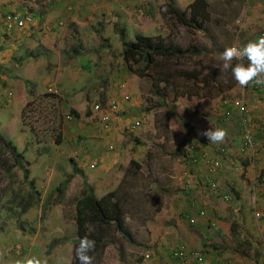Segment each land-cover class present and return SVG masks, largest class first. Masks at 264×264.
I'll return each mask as SVG.
<instances>
[{
    "label": "rangeland",
    "instance_id": "374dc122",
    "mask_svg": "<svg viewBox=\"0 0 264 264\" xmlns=\"http://www.w3.org/2000/svg\"><path fill=\"white\" fill-rule=\"evenodd\" d=\"M5 1L0 0V132L24 153L27 163L24 160L23 164L30 169V178H34L38 193L31 192L21 166L7 171L14 159L2 148L0 264H18L33 256L46 260L45 257L50 258L46 254L53 253L64 240L56 239L58 236L65 239L73 236L77 198L86 179L74 160V151L83 144H95L92 134L103 137L109 134L101 131L92 105L98 100L120 95L123 90L120 91L117 82L122 81L128 83L124 91L133 96L123 118V149L134 145L135 153L144 158L141 171L137 174L125 172L114 190L124 194L126 229L138 244L113 228L106 244H100L97 253H92V264H189L173 259L172 251L186 242L191 248H201L205 257L203 246L187 241L194 229L202 230L201 238L208 244L217 242L214 248L211 244L208 246L206 255L218 258L219 264H264V199L263 205L256 208L254 197L252 200L245 195L239 201L226 202L220 192L209 187L202 189L197 192L200 199L202 194H213L214 211L209 207L214 222L224 221L221 222L223 227L206 221L205 226L212 228L206 229V233L199 220L191 222V215L203 208L199 199L192 198L193 212L188 215L183 210L176 212L169 204L173 198L176 200V195L177 204L195 197L191 194L194 184L190 187L189 182L191 178L195 182L198 171L194 172L196 176L191 174L194 167L204 166L201 163L193 165L188 160L187 145L191 141L200 145L206 140L203 132L221 125L222 116L218 112L224 102L242 95L251 85L250 82L241 87L231 70L221 71L220 65L226 47L255 39L250 23L253 0H208L209 17L203 21L202 30L177 27L173 19L165 21L161 9L169 0ZM8 2L10 9L20 8L11 13H26L31 17L30 23L7 30L8 8L4 3ZM59 3L61 10L75 20L56 16L48 23V19L42 17V10H49ZM93 3L113 5L121 14V21L118 24L107 22L105 13L95 9ZM188 6L183 10H188L189 15ZM117 26L125 29L129 41L142 33L164 38L166 45L185 52L168 59V67H158L155 77L131 74L120 52L122 41ZM8 31L13 33L7 35ZM160 62L163 61L160 59ZM181 70L199 72L200 78L208 80L205 83L178 76ZM163 75L168 76L170 82L160 81L156 85L157 78ZM71 112L74 116L69 120L66 115ZM132 118L142 120L143 130L131 133ZM113 127L115 130V124ZM85 129L90 130L89 137L82 134ZM240 133L237 136L242 140L243 133ZM228 138L231 136L226 135L217 145H227ZM228 145H231L230 140ZM218 148H212L216 154ZM242 154L244 158L248 156L245 152ZM232 161L236 164L239 158ZM75 167L79 172L74 171ZM87 170L92 169L88 167ZM46 171L48 181L43 184L36 178ZM206 174L199 177L201 182L211 176L209 172ZM62 183L65 187L59 189ZM257 183L264 186V182ZM24 202L31 203L27 213L21 211ZM44 220L51 223L48 229L45 230V224L42 229L43 237L48 240L45 253L36 246V253L31 256L27 253V242L24 241V245L18 235L32 233L34 224ZM74 249L75 245L68 263L65 258V255L69 256L67 248L61 247L59 254L50 259L54 264H61V261L74 264Z\"/></svg>",
    "mask_w": 264,
    "mask_h": 264
},
{
    "label": "crops",
    "instance_id": "0c3cea01",
    "mask_svg": "<svg viewBox=\"0 0 264 264\" xmlns=\"http://www.w3.org/2000/svg\"><path fill=\"white\" fill-rule=\"evenodd\" d=\"M173 1L181 9H183L184 7L189 5L191 2H193V0L192 1L173 0ZM92 5L95 7V9H100L99 11L101 13L102 12L105 13L107 22L109 23L113 22L114 24H118L119 21H121L120 16H119L121 14L117 13V8H115L113 5H109L105 3H99V4L93 3ZM41 13H42V17H46L48 19V23L54 20L56 16H58L59 18L63 17L62 19H65V20H67L68 17L69 18L71 17L72 19L75 20V18H73L72 15H67L64 10H61L60 3L51 7L49 10H42ZM250 14H251L250 23L252 24L251 27L253 28V32L256 35L255 36V39H256V37L259 34V31H262L264 29V20L261 21V19H264V0H253V5L250 9ZM137 27H140V26H137ZM261 78L264 79V77H261ZM240 96L245 98L249 106L248 107L249 108L248 117L250 121L249 129H251L252 131L254 130L256 132V138H258V141L260 142V144L264 143V84L258 85L255 83V81H251V85L248 88V90L243 91V94ZM130 102L123 105V108L126 111L130 108L129 106ZM134 104L135 103H132V105ZM218 107H220V105ZM226 110H230L232 112V116L229 119L225 117ZM218 114L222 116V119L220 118L221 125L220 126L218 125L216 128L220 127V128L225 129L227 133L226 135L231 136L230 139L228 138L231 141V145H228L229 140L226 141V144L228 143L227 145L230 151L228 154H226V156L224 155L225 157H223L222 167L216 174H211L208 171V168H207L208 159L216 155V152L212 148H217L219 146L217 145V143H213L207 139L204 140L199 145L198 152L200 156L198 160L196 161L199 164L200 163L203 164L204 167L202 168V166H200L199 169L198 167L197 168L194 167L193 174L191 175L193 177L195 175L194 174L195 170H197L198 177L195 179V182L194 180H192V178H191L192 181L190 180L189 182L190 187H192V185L194 184L195 188H193V191L191 192V194L197 198L190 197L184 203L177 204L178 196L176 195L175 196L176 200L174 201L173 200L174 198H173L169 202L170 207L174 206L176 212L177 211L182 212L183 210L184 212H187V215H188V214H191V212H193L191 208L192 206L191 203L193 202L192 198L196 200L199 199L200 206H202L203 208H200L196 214H192L191 219H194V220L196 219V221L199 220L198 223L202 224L203 226L201 227L205 229L203 233H206V229L207 230L212 229L210 225H209V228L205 226L206 221H209V222L211 221V223L213 224L219 223L221 227H223V224L221 222H224L223 220H219L217 221L218 223H215L214 222L215 219L211 215L212 212H211L210 207H212L214 211V200L212 196L213 194L210 192L206 194H202V199H200L199 198L200 195H198L197 193V192H201L202 189L208 187V182L206 180L203 182L199 180V177L206 174V172H209L211 176L214 175V177H216V179L218 180L220 184V189H219L220 191H218L220 193L221 192L223 193V191L226 189V186L231 185L236 194V198H235L236 200L238 201L241 200L242 198H244L245 195L246 197H250V199L252 198V200L254 197L255 199L254 206L256 208H259L260 205H263L262 200L264 199V186H261L259 183H257L258 181L264 182V151L261 152L260 156L255 161V163L251 162L247 157L244 158V155L242 154L243 151H242V146H241L242 140L240 136H237L238 133L241 134L240 133L241 131L240 130L241 128L240 127V114L238 112V109L234 108V106L230 105V103L224 102V106L219 110ZM125 116H126L125 112H121V114H118L116 116L115 121H114V124L116 126L115 130L113 128L107 136L103 137V136H100L98 133L92 134L93 135L92 140L95 141V144H91V143L83 144L80 148L74 151L75 153L74 160L77 163L78 168L81 170L82 174L84 173L86 175V180L94 189L95 195L99 198L105 195L106 193H108L109 191H112V190L115 191L114 189L118 186V184L122 180L125 170L129 166L132 159H136L141 165L143 164L142 160L144 158V155L139 156L138 154L135 153L134 150L137 149L136 146L129 145L127 149H123L124 147L123 143H125V141L123 140L124 139V126H125L123 118ZM134 118H140V117H134ZM134 118L130 120V123L135 120ZM140 130H143V128L139 127L136 130H130V131H132L131 133H136ZM89 131H90L89 129H85L82 132V134L86 137H89ZM130 149H133V150H130ZM237 158H239L238 163L236 164L232 163L233 162L232 160H235V159L237 160ZM96 160L98 161V165L92 168L90 164ZM43 162H44V159L39 161V163L41 164ZM199 164H197V166H199ZM47 165L48 163H46V166ZM88 167H90L92 170L88 171L87 170ZM240 168L242 170L239 172L238 170ZM79 169H77L78 172H79ZM187 175L190 176V173L189 174L187 173ZM206 176L208 177V173L206 174ZM72 177H74V175H72L71 178ZM36 179L39 182L45 184L46 181H48L47 171L44 174H42L40 178H36ZM235 199H233V201ZM178 205H180L182 209L180 208L179 210ZM165 206L166 204H164V207ZM202 210L206 212L205 216H200V211ZM27 212L28 210L25 211V213ZM44 224H45V230L48 229L51 225L49 221H45V220L38 221V223L34 224L35 229L32 231V233L23 234L21 232V234L18 235L20 236V239H23L22 242L24 241L27 242V246H28L27 253H29L31 256L34 253H36L34 251L36 246L41 247L42 248L41 251L43 250V252L45 253V250H44L45 244L48 240H46L42 235V229L44 227ZM193 231L194 232L192 233L191 239L189 240L187 239V241L191 242L195 246L196 245H200L199 247L203 246V250L205 251V259L202 264H219L218 258H216L215 256L209 257L206 255L207 254L206 249L207 248L210 249L208 246L211 243L208 244L206 241L202 240L201 238L202 230L197 231L196 229H194ZM46 233L47 232L45 231V234ZM72 234L73 236L70 235L69 239H65L63 237L58 236V238L56 239H64L61 243H59L58 245L59 248L53 251V253L51 254L48 253L46 255H49V257L52 258L56 254H59V250L61 247L67 248L69 251V256L65 255V258L68 263L69 262L68 259L69 258L71 259V250L73 246L75 245L76 239H77V223L76 222L72 226ZM184 244L187 245L188 249H192L191 248L192 246H190L191 244H187L186 242H184ZM24 245H26L25 242H24ZM197 249H201V248H197ZM45 258L48 264H54L50 258L48 257H45Z\"/></svg>",
    "mask_w": 264,
    "mask_h": 264
},
{
    "label": "trees",
    "instance_id": "16d2710c",
    "mask_svg": "<svg viewBox=\"0 0 264 264\" xmlns=\"http://www.w3.org/2000/svg\"><path fill=\"white\" fill-rule=\"evenodd\" d=\"M208 7V0H194L188 6L190 12L188 15V10L179 8L173 0H169L168 2L164 3L161 10L164 11L163 19L165 21H170L173 19L175 21L173 24H176L177 27L182 25L185 27H195L202 30L204 29L203 21L207 20L209 17ZM118 27L119 26L116 28L119 30L118 33L120 34L122 41V57L126 63V68L131 74L155 77L158 67H168V59L180 56L185 52L170 45H166L164 38H154L153 36L142 33L137 34L134 41H129L126 39L125 29H119ZM12 33L13 31H8L7 35H11ZM195 53H197V51H195ZM160 59L163 62H160ZM238 62L239 61L234 60V63ZM161 73L162 72H159V74ZM178 76L196 78L200 81L203 80V78H200L199 72H189L187 70L179 71ZM175 78L180 77L175 76ZM177 80L178 79H175V82ZM207 80L208 79H204L203 81L206 83ZM160 81L169 83L170 78H168L166 75L160 76L157 78L155 84L158 85ZM73 112L76 113L75 110H73ZM113 128L114 127L112 126L111 130ZM111 130L104 132L108 134ZM2 148L6 149L5 153L8 154V157H12L14 159V163L12 166L7 168V171H10L11 168L16 165L21 166L23 169V175L31 186V192L38 193L35 180L30 178V169L25 167L23 164L24 160L27 163L24 153L19 151L17 146L0 132V151ZM141 167V164L136 159H132L130 166L126 168L125 172L127 174H137ZM74 171L78 172L76 167L74 168ZM71 176L72 175L70 174V177ZM64 187L65 183H62V185L59 186V189H63ZM123 200L124 194L121 195L118 193V191H110L100 198L97 197L94 193V189L85 179L83 190L80 197L77 198L76 204L77 239L75 248L78 245L79 239L88 234V229H92L90 238L94 240L96 245L94 254L97 253V248H99L100 244H106V239L109 236V232L113 228L114 230L121 232L124 237H126L131 242L138 244L131 233L126 229V213L122 204ZM30 206V202H24L21 207V211H27ZM21 225L24 226L25 223L21 222ZM202 240L204 241V239ZM58 242L59 241L57 240V243ZM53 244H55V242H53ZM212 245V248L216 247L217 242H213ZM73 259L74 264H78V261L75 259V249Z\"/></svg>",
    "mask_w": 264,
    "mask_h": 264
},
{
    "label": "clouds",
    "instance_id": "9594fccd",
    "mask_svg": "<svg viewBox=\"0 0 264 264\" xmlns=\"http://www.w3.org/2000/svg\"><path fill=\"white\" fill-rule=\"evenodd\" d=\"M15 1L16 0H13V1H10V2H15ZM47 1L48 0H46V2ZM4 2H7V1L4 0ZM10 2L4 3V5L8 8V12H7L6 18H5V23H6L5 28L7 30H11L13 28L14 29L15 28H20L18 26H14L12 28H9L8 27L7 21H8V16H10V15H20L22 17H25V18L29 17L31 19V17L29 15H27L26 13H24V14L11 13V12H17L18 10H20V8L17 7L15 9H10L9 8V3ZM52 2L53 1L50 0V3H52ZM69 8L71 9V7H69ZM30 21L27 24H29ZM60 23L62 24L63 21H60ZM245 58H246V61H247L246 63L243 62ZM221 60H222V64L220 65V70L223 71V70H229L230 69L231 70V73H232V75H233V77L235 79V81L241 87L247 86L251 81H255V83L258 84V85L259 84H264V79L261 78V77H264V36H260L256 40H253V41L248 42L242 48L236 46L235 44L232 45V46L226 47L224 49L223 53H222ZM234 60H237V61H240V62H238L235 65H233V61ZM117 84H118L117 86L119 87L120 91L121 90H123V91L121 92L120 95H116V96H112V97H116L120 101V103H121V106H120L121 107V111L118 114H121V112H125V109L123 108V105L124 104H127L128 102H130L133 96H131V92L124 91V89L128 86V83L126 81L117 82ZM121 84H124V87H120ZM123 94H130V100L129 101H124L123 100V97H122ZM237 98H239V97H237ZM231 100H233V99H231ZM96 102H99V100L96 101ZM96 102H94V103H96ZM94 103H93V105H94ZM226 103H230V101H226ZM247 106H248V103H247ZM93 112H94V110H93ZM94 113H95L96 118L98 120L97 113L96 112H94ZM69 114H71L72 116H74V114L72 112L69 113ZM67 116H68V114L66 115V118H67ZM71 119H73V117ZM71 119H69V120H71ZM97 123H98V121H97ZM131 123L129 124V127H130ZM141 126H142V124H141ZM226 134L227 133H226V130L225 129H223V128H212V127L209 128V129H207V130H205L203 132V135L209 141H211L213 143H220V142H222L225 139ZM255 136H256V133H255ZM257 140H258V138H257ZM225 146L228 148V151L226 152V154H228L229 151H230L229 150V147H228V145H225ZM219 148H220V146H219ZM219 148L217 150V154L219 152ZM198 150H199V145H198ZM223 157H224V155L222 156V161H223ZM247 158L250 160V158L248 156H247ZM250 161L253 162L252 160H250ZM254 163H255V161H254ZM193 164L195 165L197 163H193ZM208 171H209V164H208ZM216 173H214V174H216ZM210 178H214L216 181H218L216 179V177H214V175H212ZM208 180H207V182H209ZM208 187H210L209 184H208ZM209 189L213 190L212 188H209ZM219 189H220V184L218 185L217 190H214V191L215 192L216 191L218 192V191H220ZM228 191H230V192L233 193L232 200L236 198V194H235V192L233 190V187L231 185H228V186H226V189L223 191V193L221 192L222 198H223L224 201H226L224 199V194L227 193ZM226 202H230V201H226ZM202 211H204V210H202ZM202 211H200V216H205L206 215L205 214L206 212L204 211V214H202L201 213ZM194 221H196V219L195 220L194 219H191V222H194ZM91 231H92V229H88V234H86L85 236H83V237H81L79 239L78 245L75 248V259L78 261V264H92V262H93V255H92V253H94V250H95L96 245H95L94 240L90 238ZM180 245H184L187 248V245L186 244H180ZM195 249L192 248V249H189V250H191V251L194 250L195 251ZM173 250H174V248H173ZM196 250L202 251L201 249H196ZM202 253H203V251H202ZM203 256H204V254H203ZM172 258H174L173 257V251H172ZM204 259H205V257H204ZM18 264H48V262H47V260H42L40 258H37V257L33 256L31 258H26L23 261L18 262ZM61 264H63L62 261H61Z\"/></svg>",
    "mask_w": 264,
    "mask_h": 264
},
{
    "label": "built area",
    "instance_id": "2783aa9c",
    "mask_svg": "<svg viewBox=\"0 0 264 264\" xmlns=\"http://www.w3.org/2000/svg\"><path fill=\"white\" fill-rule=\"evenodd\" d=\"M111 1V0H107ZM142 13H144L143 10H141ZM31 19L29 17L25 18L20 15H10L8 16L7 25L9 28H12L14 26L18 27H24L27 25V23ZM260 36H264V29L259 32L256 39ZM255 39V40H256ZM247 43H238L235 44L238 47H243ZM246 61V58L244 59ZM240 62V61H239ZM244 62V61H243ZM120 87H124V84H121ZM124 101L130 100V94H123L122 95ZM230 105L234 106V108L238 109V112L240 114V127L242 135V151L247 153L250 160L253 162L257 160L258 156L260 155L261 151L264 150V143H261L257 140L255 133L249 129L250 121H249V115L248 111L249 108L247 106V102L244 97L235 98L230 101ZM121 103L116 97H112L108 100L99 101L94 103L93 110L97 113L98 116V123L100 125L101 131H109L111 130L112 126L114 125V120L117 114L121 111ZM232 112L230 110L225 111V117L231 118ZM73 116L71 114H68L67 119H71ZM142 124V121L140 119H135L131 125L130 130H136L139 128ZM187 158L188 160L192 161L193 163H197L196 161L199 158V152H198V145L195 144L193 141L190 142L189 145H187ZM227 147L222 146L219 148V152L214 157H211L208 159L209 164V171L210 173L214 174L216 173L222 166V156L226 154ZM98 165V161H94L90 164L92 168L96 167ZM208 184L210 188L213 190H217L218 188V181H216L214 178H210L208 180ZM233 198V193L228 191L224 194V199L226 201H231ZM204 214V211L201 212ZM264 215V213H262ZM258 216H261L260 213H257ZM149 255L147 254V257ZM173 257L177 260H180L184 263L188 262L190 264H202L204 261V256L202 251L200 250H189L184 245H177L173 250Z\"/></svg>",
    "mask_w": 264,
    "mask_h": 264
}]
</instances>
